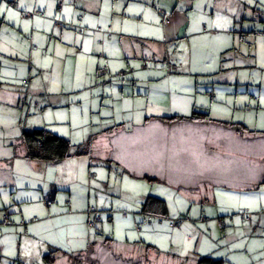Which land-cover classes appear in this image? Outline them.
Listing matches in <instances>:
<instances>
[{"label":"crops","instance_id":"1","mask_svg":"<svg viewBox=\"0 0 264 264\" xmlns=\"http://www.w3.org/2000/svg\"><path fill=\"white\" fill-rule=\"evenodd\" d=\"M154 1L163 0H3L0 7L6 6L17 15L11 20L0 16V99L8 92L5 89H14L19 98L26 94L25 100L30 96L39 99L37 103L44 106L43 115L51 109H80L82 119H69L67 123L53 121L50 129L77 142H85L94 136L93 158L97 164L112 161L130 172L133 167L127 164L122 150L128 138L138 137L141 144L155 151L140 155L144 159L140 161V167L146 169L143 177L157 181L187 206L177 212L169 209V223L180 218L184 221L194 220L193 217L196 220L203 218L201 221L206 218V227L210 231L219 230L216 220L209 222V218L203 216L206 208L216 206L215 216L224 229L222 234H201L196 233L201 224H195L191 232L196 234H175L169 250L153 241L149 245L132 247L123 244V250L116 248L118 252L123 255L145 254L149 259L168 258L186 264H197L205 256L221 259L225 264H264V234H254L264 216H260L257 225L253 221L250 225L243 222L222 225L224 220L221 219L228 214L218 207L220 196L217 194L251 191L258 209L262 210L260 214H264V76L259 79L254 73L255 70L264 73V68L259 67L260 33L264 34V20L261 21L260 14L253 9L238 14L220 11L224 15L221 18L229 24L226 29H216L221 18L214 14L203 20L202 30L189 33L190 41L196 37L209 45L205 57L195 59L190 55L189 66L194 62L202 63V58V67L214 65L222 70L236 69L242 73V76L238 75V81L247 83L245 87L238 84L235 88L225 89L208 79L204 90L209 91L205 95L190 88H173L170 82L172 72L160 68L162 60H171L167 46L145 34L150 29L154 32V27L159 26L156 12L162 27L168 24L164 23V16L170 22L171 18L165 9H154ZM60 3H63L61 7ZM170 6L174 8V14L182 13L186 7L192 8L194 1L171 0ZM160 9L165 15L159 13ZM253 34H256L254 39ZM148 57L153 59L154 66L149 65ZM104 65L109 67L107 74L100 72ZM121 71L125 72L124 76L119 75ZM160 73L169 80L170 85L165 90L152 87ZM12 74L17 78L10 84L8 79ZM24 80H29L27 87ZM228 81L230 78L222 80L224 83ZM67 84L69 87L66 88ZM66 97L70 98L67 103ZM105 108L120 110V115L115 112L94 123L95 110L101 116ZM195 110L207 111L215 120L245 124L251 132L243 136L235 133V136L243 142L251 140L253 148L258 146L262 150L261 154L248 156L243 149L231 152L224 146V138L213 136L210 129H200L207 132L208 137L203 133L189 134V127L184 126L179 129L184 137L174 135L172 131L179 124H166L156 119L189 116ZM67 124L69 130L64 128ZM192 124L208 128L219 126ZM213 143H220L219 148L213 150ZM14 144V154H0V264H11L6 260L22 264V245L37 241L41 253L53 249L59 251L55 264H69L73 254L62 251L67 249L63 241L67 240L70 248L77 250V241L83 240L84 234H66L62 241V238L35 234V229L47 228V220L63 215L93 217V213H89L91 197L87 191L90 190L92 195L94 186L100 181L93 175L84 183L80 177L82 170L89 165V156L72 155L59 164L46 165L29 161L20 140ZM213 154L219 159L215 167ZM229 156L237 161L233 167L227 161ZM256 157L259 163L250 164L249 159ZM154 160L155 165L152 164ZM52 170L53 174L56 171L55 177L49 179ZM49 188L50 193H47ZM31 189L36 192L33 190L34 193L30 194ZM64 190L67 193L63 194ZM46 197L51 198L52 205L44 204ZM159 197L166 198L169 207V197ZM34 208L39 211L41 208V213ZM7 211L9 217L5 220ZM148 220L149 224L154 223L152 217ZM164 221L160 219L159 223L164 224ZM138 230L142 231L143 226L138 225ZM130 249L132 251H126ZM14 251L18 254L17 259L11 257ZM23 259L28 261L27 264L33 260L29 254Z\"/></svg>","mask_w":264,"mask_h":264},{"label":"rangeland","instance_id":"2","mask_svg":"<svg viewBox=\"0 0 264 264\" xmlns=\"http://www.w3.org/2000/svg\"><path fill=\"white\" fill-rule=\"evenodd\" d=\"M193 1L194 6L192 8L186 7V10H184L182 13L177 12V14H174V8L170 6L171 0H163L162 2L154 1V9H165L169 14V17L171 18V22H169L165 27H162L160 25L161 18L156 12V16L158 18L157 24L159 26L154 27V32L149 28L150 30H147L145 34L152 37L153 39L162 41L165 44V47L167 46L170 59H174V62L169 59L162 60V62L159 64L160 68L165 69L166 72H168V70L172 72L173 78L170 80V82L173 88H190L193 92L195 90H198L199 92H203L205 95H207V91H209L204 90V87L206 85L205 81L208 79L212 81V84L215 83L220 87H226L225 89L235 88L238 86V84L241 85V87L247 86V83H240L238 81V75L242 76L241 71L239 72L236 69L222 70L220 67L216 68L214 65H212V67H208L207 65L206 67H202L201 65H203L204 61V59L202 58L206 56L207 50L209 49L208 42L196 37L190 41L189 33L192 31L198 32L200 28L202 30L203 24L205 23L203 22V20L207 16L210 17L211 15L216 14L217 18L223 17L224 15L220 14V11H222L223 13H225L224 11H230L233 14H238L240 13V11H246V9H257V11L261 13V16H263L264 20V0ZM228 25L229 24L221 18V21L217 22L216 29H219L221 31L226 29ZM209 29L211 30L212 28L209 26ZM255 35L256 34L252 35V39L255 38ZM260 36L262 38L261 41L264 42V34L260 33ZM262 42L259 43V67L261 69L264 68V44ZM250 43H253V41H250ZM191 54L193 55V57H195V59L198 57H202L200 59L202 60V63L194 62L189 66L188 60ZM150 57H152V55ZM150 57H148V59H150ZM148 63L150 66L155 65L153 59H150ZM197 63H199L200 65L195 66ZM202 69L204 70L201 71ZM254 73L258 75L259 79L263 78L264 76V73L262 71L255 70ZM163 74L164 73H160L157 80L153 81L152 87H162L164 90L169 87V80L166 77H162ZM16 78L17 75L12 74L11 78L8 79L10 84L15 83L14 81H16ZM227 78H230V81H228L227 83L222 82L223 79ZM53 81L54 83H56V80ZM54 87L57 86L54 84ZM65 87H69V84H67ZM5 90H7L9 93L5 92L2 99H0V154L2 155L7 152H9L10 154H14V143L20 140L21 134L24 130L46 128L52 131L50 127L52 126L53 121L67 123L69 119H71V121L82 119L83 113L80 111V109L74 108L71 111L65 110L69 109L68 107L64 110L51 109L45 112V115H43L44 106L37 103V101H40L39 99L30 96L28 100H25V98H27L26 94H23L22 98H19L15 94L14 89ZM70 96L71 94L69 95V97ZM69 97H66V103L70 99ZM115 112L117 116L120 115V110L117 109L113 111L111 109L107 110V108H105L101 116H99V113L97 112V110H95L94 113L97 114L93 116L95 119L94 123H99V121L102 120L101 118L112 116L115 114ZM91 119L92 118H89V120ZM48 123L49 125H47ZM176 124H179L180 126L172 131V134L174 135H180L184 137V133L182 134V132H180L181 130L179 131V129L183 126L185 128L189 127V130L187 131V133L189 134H201L203 132L200 131V129H204L205 131H208L210 129L213 136L224 138L223 144L231 152L235 153L237 149H243L247 152L248 156H256L257 154H261L262 152V150H259L258 146L253 148L251 140L243 142L241 139H239V137L235 136V132L223 129L219 126L211 125L210 128L198 126L200 127L198 128L197 125H191L187 122H176ZM59 126L62 127L63 125ZM67 127L68 124L67 126H64V128L69 130ZM203 134H205L204 137H208L207 132ZM157 138L158 136H156L155 139ZM70 141L74 146H78L84 143V141ZM124 144L125 148L122 150L123 154L127 160V164H131L130 167H133L131 168L132 170H130V172H128V169L126 170L117 164L111 163L112 161L109 163L101 162L100 164H97L94 158L88 157L89 165H87L84 171L82 170L80 175L84 183H87V181L94 176H97V180L100 181L99 184L94 186L92 195H90V190L87 191L89 197H91V203H89V205L91 206V212L89 213L92 214L99 210L98 214L102 218V220L97 223L95 227L96 229L90 226V220L92 217L90 219H85V217L80 214H73L63 215L53 220H47V228H44L42 226L36 227L37 229H35V234H46V237L50 238H62V241L63 238H65L64 235L66 234H84L85 238L83 240L77 241V250H72L67 240L63 241L67 249H63L62 251L67 252L70 255L74 253L79 254L85 251L88 247V239L90 238V235L93 232H96V230L102 232L105 235L112 236L115 240V248H117V250L118 248L121 249V245L123 244H131L130 247H132L133 245H149L153 241H157L160 247H164V249L169 250L173 245L172 241L174 239L172 238L175 234H196L197 232L201 234H222V232H224V229L220 227L217 216H215L216 206L206 208L203 216H207L209 218V222L216 220L220 228L219 230L210 231L209 228L206 227L205 220L201 221V219L203 220V218H198L200 220H196V218L194 217V220H185V223L181 228L171 226L169 223V216L165 218L164 224H160V219L156 218L155 216L152 217L154 223L149 224V216L145 215L142 211L144 200L148 195L169 197V209L175 212L187 209V206L183 201H179L177 197L174 196L172 191H168L166 188L157 183V181L146 179L143 177L142 174L146 169L142 166L140 167V161H144L143 158H140V155L143 154V156H145L150 151V149L146 148L147 146L141 144L138 137L131 136L130 139L128 138ZM218 145H220V143H213V150H215L214 147L219 148ZM74 149L76 150V148ZM152 151L153 150H151L149 154L152 153ZM153 152L155 153V151ZM231 158L233 157L229 156L227 161L229 162L230 166L233 167L236 165L237 161ZM249 160L251 162L250 164L253 165L259 163L258 157L250 158ZM154 162H156V160L152 161L153 165H155ZM218 162L219 159L215 154H213V167H215ZM39 163L47 165V163L44 162ZM54 170H57L56 167H54ZM55 173L56 171H54V174L53 170L50 171L49 179H54ZM101 183L103 184V186ZM31 190L30 194H33L34 189ZM50 190L51 188L48 189L47 193H50ZM66 191L67 190H64L63 194L67 193ZM258 192L260 194V191ZM217 194L220 196L218 197V207H220V210L222 211H227L226 214H228V216H225V218L221 219L224 220L225 223H242L241 214L246 211L254 214V225L258 224L261 219L260 216H262L260 214L262 210L261 208L258 209V203L253 197V192L222 191L217 192ZM48 209L49 208L46 207V210ZM27 210H29V207ZM34 210L40 212L41 208L40 211L35 208ZM93 210H95V212H93ZM212 212H214V214ZM184 215L186 216V214ZM35 216L40 218V216L38 215ZM195 224L201 225L198 226L199 228L197 229L196 233H193L191 231L193 230V228H195ZM247 224L250 225V223ZM138 225L143 226L142 231L138 230ZM49 226L50 228L48 229ZM21 234H24V231H22ZM254 234H264V217L259 223L257 232ZM22 247L23 248L20 254V261L23 262L22 264H27L28 261L26 262V260L23 259V257L27 254L32 256L33 260L29 261L31 264H44L43 256L47 254L49 250L41 253V246L38 245V241L36 243H25L22 245ZM126 251L132 250L130 249ZM12 255V258H18V254L16 251L12 252ZM123 256L135 258L139 261V264H182L180 261L168 258L149 259L145 254ZM6 262H10L12 264L13 261L6 260ZM15 263L19 264V262L17 261Z\"/></svg>","mask_w":264,"mask_h":264},{"label":"trees","instance_id":"3","mask_svg":"<svg viewBox=\"0 0 264 264\" xmlns=\"http://www.w3.org/2000/svg\"><path fill=\"white\" fill-rule=\"evenodd\" d=\"M10 5L14 6V3H10ZM255 10L257 11V9ZM257 14H260L259 18L262 21L263 16H261V13L257 11ZM23 84L27 87L29 85V80H24ZM156 119L166 124L174 122H187L191 124L197 122L213 123L221 126L223 129L230 130L241 136L247 135L251 132L243 123L215 120L207 111L195 110L189 116L174 115L156 117ZM20 141L25 147L26 158L33 162L59 164L72 155L89 156L90 158H93L94 156V136L89 138L84 143L74 146L71 141L65 137L57 135L46 128H37L24 130L21 134ZM74 148H76V150ZM142 211L149 217L155 216L159 219H165L169 215V207L166 200L157 195H148L146 197L142 206ZM243 213H246V211ZM251 215V221H243L241 218L242 222L252 223V221H254V214L251 213ZM262 216H264L263 213ZM92 221H95L94 225L90 224L92 228H95L97 223L101 221V217L97 212L96 214L93 213L90 223ZM149 249L150 248H148V250ZM58 252V250L53 249L45 254L43 257L44 264H55L56 254ZM181 263L186 264L185 261H181ZM69 264H139V261L132 257L123 256L122 253L116 250L115 240L112 236L105 235L96 230V232H93L90 235L87 249L79 254L71 255ZM197 264H225V262L221 259H214L211 256H205L200 258Z\"/></svg>","mask_w":264,"mask_h":264},{"label":"built area","instance_id":"4","mask_svg":"<svg viewBox=\"0 0 264 264\" xmlns=\"http://www.w3.org/2000/svg\"><path fill=\"white\" fill-rule=\"evenodd\" d=\"M63 5V3H60V7ZM159 13L160 14H162V15H165V12L163 11V10H159ZM27 16H29V15H27ZM170 21L166 18V16H164V23H169ZM59 26H61V24H59ZM144 67H146V66H144ZM108 66H103L102 67V69H101V72L103 73V74H106V73H108ZM120 75H124V72L123 71H121L120 72ZM44 204L46 205V206H50V205H52V200H51V198H49V197H46L45 199H44ZM252 215H251V213H249V212H246V213H243L242 215H241V218H242V220L243 221H251V217ZM8 217H9V213H8V211L6 212V215L4 216V218H5V220H7L8 219ZM99 219V218H98ZM204 220H206V218H204ZM183 219L182 218H180V219H177V220H171V226H173V227H179L182 223H183ZM22 223H24V221L22 222ZM91 225H94L95 224V221H92L91 223H90ZM222 225H226V223L224 222V221H222ZM140 228V227H139Z\"/></svg>","mask_w":264,"mask_h":264},{"label":"snow or ice","instance_id":"5","mask_svg":"<svg viewBox=\"0 0 264 264\" xmlns=\"http://www.w3.org/2000/svg\"><path fill=\"white\" fill-rule=\"evenodd\" d=\"M3 0H0V3H2ZM23 7V5H21ZM17 13H15L12 9L7 8L6 6L0 7V16H6L8 19H14L16 17ZM27 30V29H25Z\"/></svg>","mask_w":264,"mask_h":264}]
</instances>
